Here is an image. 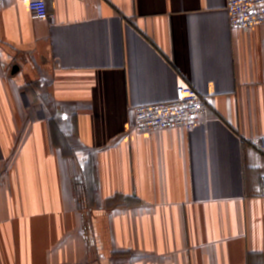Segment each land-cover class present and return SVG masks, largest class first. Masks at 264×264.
<instances>
[{
  "label": "crops",
  "instance_id": "0c3cea01",
  "mask_svg": "<svg viewBox=\"0 0 264 264\" xmlns=\"http://www.w3.org/2000/svg\"><path fill=\"white\" fill-rule=\"evenodd\" d=\"M45 1L0 0V264H264V24ZM185 83L212 100L194 128L130 130Z\"/></svg>",
  "mask_w": 264,
  "mask_h": 264
},
{
  "label": "built area",
  "instance_id": "2783aa9c",
  "mask_svg": "<svg viewBox=\"0 0 264 264\" xmlns=\"http://www.w3.org/2000/svg\"><path fill=\"white\" fill-rule=\"evenodd\" d=\"M30 9L34 20L51 17L45 0H31ZM226 10L232 29L264 24V0H227ZM211 105L210 96L185 83L177 87L172 100L135 106L130 130L140 133L175 127L190 130L209 112ZM252 145L264 155V135L254 139ZM261 194L264 195V184Z\"/></svg>",
  "mask_w": 264,
  "mask_h": 264
},
{
  "label": "water",
  "instance_id": "95a60500",
  "mask_svg": "<svg viewBox=\"0 0 264 264\" xmlns=\"http://www.w3.org/2000/svg\"><path fill=\"white\" fill-rule=\"evenodd\" d=\"M18 69H19V67H18L17 65H15V66L13 67V71H12V73L14 74L16 71H18Z\"/></svg>",
  "mask_w": 264,
  "mask_h": 264
}]
</instances>
